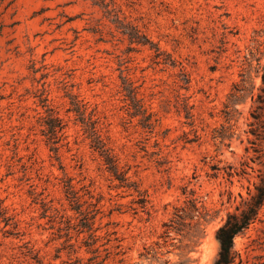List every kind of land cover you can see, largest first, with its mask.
Here are the masks:
<instances>
[{"label": "rangeland", "instance_id": "rangeland-1", "mask_svg": "<svg viewBox=\"0 0 264 264\" xmlns=\"http://www.w3.org/2000/svg\"><path fill=\"white\" fill-rule=\"evenodd\" d=\"M262 67L264 0H0V264H214ZM235 249L264 264V208Z\"/></svg>", "mask_w": 264, "mask_h": 264}, {"label": "trees", "instance_id": "trees-1", "mask_svg": "<svg viewBox=\"0 0 264 264\" xmlns=\"http://www.w3.org/2000/svg\"><path fill=\"white\" fill-rule=\"evenodd\" d=\"M131 38L144 45L150 44L151 48L156 49V53H159V49L154 44H151L149 40H145V37H141L138 31H136ZM159 56L160 54H157V57ZM261 72L262 85L258 89V93L252 96L254 107L250 114L252 121L248 125L250 128L249 133L255 138L251 141L253 147L264 146V67L261 68ZM248 84L251 85L250 88ZM249 90L253 93L255 85L252 82L250 74L245 73L241 75V83L234 87L233 93L229 98V105L225 107L226 111L224 114L227 121L233 119V113L236 112L234 106L236 103L243 100L246 92ZM50 119L51 124H53H49L50 127L47 134L49 142L56 139L58 131H61L64 128L60 119L51 118V116ZM52 150L57 152L58 149L52 147ZM255 151L257 152L258 150ZM102 155L105 157V161L109 165L110 171H112L115 176L121 177L122 174L119 172L116 161L114 157L110 155L108 150H102ZM259 177L260 181L255 184L254 192L249 193V198L243 202L241 207H238L236 211L228 214L225 223L217 230L216 239L219 243L220 249L214 264H242V258L235 249V239L244 234L254 223L260 220V215L264 208V173ZM1 212L2 208L0 206V213ZM169 227H172V225H169Z\"/></svg>", "mask_w": 264, "mask_h": 264}]
</instances>
